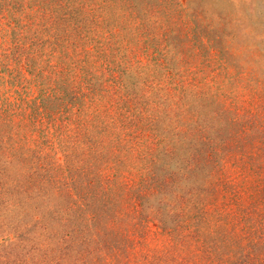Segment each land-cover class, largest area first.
<instances>
[{"label": "rangeland", "instance_id": "374dc122", "mask_svg": "<svg viewBox=\"0 0 264 264\" xmlns=\"http://www.w3.org/2000/svg\"><path fill=\"white\" fill-rule=\"evenodd\" d=\"M263 216L264 0H0V264H262Z\"/></svg>", "mask_w": 264, "mask_h": 264}, {"label": "trees", "instance_id": "16d2710c", "mask_svg": "<svg viewBox=\"0 0 264 264\" xmlns=\"http://www.w3.org/2000/svg\"><path fill=\"white\" fill-rule=\"evenodd\" d=\"M234 212H235V214L238 213V216L240 215V213H241V214L244 213V211H243L242 208H238V209L235 210ZM236 223H237V220H236ZM261 224H262V225L264 224V216L261 218ZM232 228L235 230V227H232ZM247 231L250 232V231H252V229H251V228H248V227L246 228L245 226H242V227L240 228V236H239V238H240V239H243L242 236H244V237H246V238L249 237ZM254 231H255V230H254ZM262 264H264V263H262Z\"/></svg>", "mask_w": 264, "mask_h": 264}]
</instances>
